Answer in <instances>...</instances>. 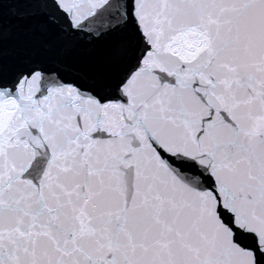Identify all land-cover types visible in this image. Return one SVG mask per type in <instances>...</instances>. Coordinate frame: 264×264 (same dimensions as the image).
<instances>
[{
  "label": "snow or ice",
  "instance_id": "6c2138e0",
  "mask_svg": "<svg viewBox=\"0 0 264 264\" xmlns=\"http://www.w3.org/2000/svg\"><path fill=\"white\" fill-rule=\"evenodd\" d=\"M0 264H264V0H0Z\"/></svg>",
  "mask_w": 264,
  "mask_h": 264
}]
</instances>
